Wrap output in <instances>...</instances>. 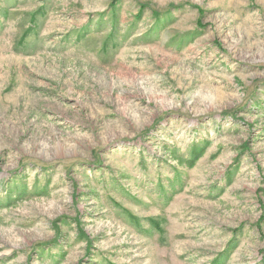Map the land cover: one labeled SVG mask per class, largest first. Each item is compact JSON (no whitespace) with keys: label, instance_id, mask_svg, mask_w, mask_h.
<instances>
[{"label":"rangeland","instance_id":"obj_1","mask_svg":"<svg viewBox=\"0 0 264 264\" xmlns=\"http://www.w3.org/2000/svg\"><path fill=\"white\" fill-rule=\"evenodd\" d=\"M0 264H264V0H0Z\"/></svg>","mask_w":264,"mask_h":264}]
</instances>
